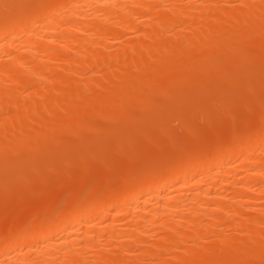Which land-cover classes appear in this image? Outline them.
Segmentation results:
<instances>
[{"label": "bare ground", "instance_id": "obj_1", "mask_svg": "<svg viewBox=\"0 0 264 264\" xmlns=\"http://www.w3.org/2000/svg\"><path fill=\"white\" fill-rule=\"evenodd\" d=\"M235 1L237 3L234 4L235 6H232V2ZM221 2H229L228 4L232 8L229 7L230 10L222 8V5L225 3L222 4ZM145 27H151V30H145ZM125 33H134V35L128 38L125 37ZM82 36L83 39L81 38ZM261 40H264V0H0V53L2 55L5 54L4 56L7 58L5 61V58L0 55V112L9 113V115L7 114L8 118L2 119L6 116L2 114L4 116L0 119V151H4L5 155H7L6 151L8 150V154L13 150L17 151L16 154L20 153L21 155V152L24 153H22L23 156L15 154V158H11L14 154V152H11L7 155V159L5 158L7 160L5 164L8 163L11 166L10 164L14 162L12 161L13 159L18 160L21 158V163L18 160L20 165L18 167L16 166L17 170L15 169L14 175L12 173V177L21 175L22 171L25 172L28 168L31 169L33 167L26 163L28 161L27 159L30 160L31 151H27L28 155L24 151L29 150L30 146H34V149H38L40 146L38 149L39 151L42 149L40 156L46 155V158H40L38 154L37 163L39 162L40 164H38L41 167L43 165L42 160L49 158L47 155L48 151L46 149L44 150L46 153L43 151V147L46 148L48 146L47 144L44 145V143L46 141L48 142L47 139L56 140V132L60 131L55 129L57 131L54 133L52 132L54 131L53 128L55 126L60 128L62 124L64 127L67 126L66 130L62 129L65 130L64 133L71 130L68 133L72 134L76 130L73 127L77 128L76 126H81H71L75 124V121H79L77 114L75 116L76 119H74L72 109L77 105L78 101H89V103L95 101L98 103V101L105 100L100 102L102 105L99 108L95 107V112L90 111L99 117L97 113L101 110L103 111V108L106 107L105 102L110 101L112 104V107L110 103L106 104L107 106L110 104V108L108 109L113 108L114 104L117 108V104L119 105L120 101L119 95L123 94L124 90L125 93L126 90L127 92L129 90H137L135 86L138 87L139 83L140 89H149L148 85L151 83L149 91L152 90V86H158L163 92V88L160 87V82L164 84L167 78L166 76L171 79V75L169 77L168 74H180L179 76L182 78V75L185 74L182 70L188 69L190 72L187 70L186 73L193 74L192 76L190 75L192 78L190 76L187 77L188 75L185 76V81H188L189 78L192 81H188L190 84H186L187 82L184 81L186 85H183V90H185V86H188L186 87L187 89H193L196 84L200 89L197 88L198 90H196L200 93H204L203 90L207 89H203L204 86L202 87L203 83H205L203 82L205 78H209L207 80H210V77H213L214 74L216 75L215 71L218 70L217 75L218 77L221 75L219 79H222V81L225 79L223 77L231 76L234 72V67L233 69H229L230 64L231 66H235V68L237 65L238 68L243 70L246 63L254 67L256 63V65L259 64L260 60V63L262 61L263 63L254 68L252 67V69L257 67L259 69L258 71L260 69L262 71L263 68L261 66H264V41ZM260 41L262 43L261 45ZM109 42H111L112 51H110V45L109 47L107 46ZM59 43L61 44L62 50L67 52V54L62 55L63 57H60L57 54L58 52H55L57 50L54 51L51 48V46H57V44L59 46ZM253 43L257 46H254ZM244 46L246 48L245 50L243 49ZM250 46L257 47L260 52L258 51L259 53L256 55L253 51L250 53L252 49ZM105 49H108L109 52H104ZM231 51L235 53L229 56L228 54ZM236 51H239V54H236ZM240 51L243 53L240 54ZM223 54L229 57L230 60L227 57L223 59ZM251 56L254 57L253 61L255 62L250 60L252 59L250 58ZM241 57H244V60ZM260 57L263 59L261 60ZM2 58H4V61ZM220 58L221 60H219ZM234 58L236 60L241 58L240 61H243H236ZM217 60L218 62H215ZM244 61H246L245 64ZM190 62L193 64L191 65ZM183 63H187L186 68H184L185 64ZM223 63L228 64L225 66ZM181 65H184V67ZM189 65L191 67H188ZM199 65H202L203 68L201 69L202 66ZM193 66V69H195V66H198L196 71L192 70ZM226 67L227 69H225ZM57 68H60L62 72H60V75L58 74L59 76L55 75L54 70ZM178 69L182 72V75L176 71ZM224 69L225 71H223ZM227 70L228 72H226ZM238 71L236 72L239 74ZM263 71L261 72L262 75L258 78L263 76ZM197 72H199V75ZM227 73L230 74L228 75ZM235 73L233 74L235 75ZM86 74H90L89 78L87 77L86 80H83L82 78H85ZM153 75H156L157 79ZM158 75H164V78ZM207 75L209 76L207 77ZM152 76L155 77V81H151L153 83L156 82L155 84L157 85H154L150 81ZM204 76L206 77L203 78ZM162 79L164 80L161 81ZM260 80L256 82L264 84V78ZM40 81L43 82L44 86L39 85L41 84ZM83 81L84 86L82 87L84 88L81 87L80 89L78 87L80 85L78 84L83 83ZM158 81H160V84L157 83ZM179 81L177 82L181 83L180 79ZM222 81H217L220 85L218 86L215 83L217 85L215 87H221L220 89L223 90L226 89L224 90L225 92L230 91L231 84L222 85ZM136 82L138 83L137 85H135ZM142 82H146L144 85L147 87L144 85L142 87ZM169 82L172 83V80ZM234 83L236 82L234 81ZM260 84L258 83L259 87L257 85L255 88V85L252 89H258L257 92L263 91L264 86ZM174 85L177 86V88L175 86V89H173L175 90L174 92H171L172 89H170L171 91L169 89L166 91H170L173 97L177 95V99L180 100L181 98L180 101L185 102L187 98L189 100V102H185L182 105L184 108H181L185 111L186 109L190 108L191 110V107L197 106L195 108L198 109L199 105H195V103H199L200 100L197 102L192 97L189 99L191 94L188 92L187 95L189 97L187 96L186 98L185 92L187 89L185 91L182 90L181 93L180 90H177L181 88V84ZM156 88L154 87L153 89ZM195 88L191 91L188 90L192 92ZM30 89H33V93L23 96V92L25 93ZM140 89L137 92L133 91V94L135 92L134 95L137 94L136 97H139H135L136 101L132 94L133 96L131 98L133 99H130V101L133 100V106H131V102L130 104H128L129 102L127 103L129 101L128 99L125 100L126 96L128 98L130 95L125 94L124 97L122 96L124 99H121L123 103H126L119 105L123 108L121 109L118 106L120 109L117 108L119 113L116 110L117 114L114 115L116 113L114 111L115 113H112L113 116H111L112 114L110 115V112L115 107L113 110H108V112L110 111V117L115 116L116 118L114 117L113 119H118L119 115L125 109L128 113L124 112L128 116L123 112L120 115H123V117L119 119L122 118L123 120L125 118L124 120L127 121V124L133 120L138 125L137 120L141 122L138 118H142L139 115L141 114L140 111L144 103L145 110H152L154 104V110H157L158 106L156 107V102L158 101V97L163 95L166 98V95H168L169 97L167 99L171 97L169 101L173 98L167 92H165L166 94L162 93L160 89L151 91V94L146 95L148 98H145L146 92L144 90L141 92ZM155 91L158 95L152 93ZM218 92L220 93V91ZM224 93L222 95H225ZM38 95L40 96V100L38 99L35 102L31 101L33 96L37 97ZM179 95L183 97L180 96L179 98ZM197 95H194L193 98L199 97V93ZM256 95L259 96L257 93ZM140 96L146 101H140L142 106L138 100H143ZM154 96L157 98L155 99ZM111 97L118 103L116 101L112 103ZM184 97L185 99L183 100ZM161 100L164 101L160 98L157 105H159ZM148 101L150 102L148 103ZM165 102H168V100L162 102V105H165ZM186 103L189 104V108H187ZM126 105L127 107L128 105L131 106V108L128 107L129 109H127ZM137 108L140 111L134 110V113L133 109ZM97 109L101 110H98V112ZM198 111L196 112L198 113ZM104 112L107 113V109ZM104 112L100 113L104 114ZM136 112L140 114L138 115ZM91 113L88 115H91ZM181 113L180 116H182ZM193 113L195 114V112ZM136 114L138 118H135ZM107 115L108 113L104 114V117ZM185 116L183 115L184 118ZM110 117L105 118L111 119ZM182 119L180 117V120ZM72 120L74 121L72 122ZM50 121L52 122L50 123ZM48 122L52 128L49 127L50 124H47L49 128L46 127L47 125L45 123ZM35 123H42L41 125L46 127V132H49L47 134L50 138L46 137L47 134L44 136V129L42 130L40 128L42 130L40 133L43 135L39 133L40 129L38 130V128H36L37 130L35 132ZM136 124H132L134 129V125ZM86 126L89 125L86 124ZM160 126L157 129H163L161 130L162 133L166 131ZM50 133L56 135L50 136ZM146 133H143V135ZM31 136L36 143L42 139L38 147V144L33 143ZM37 136L39 138L41 137L40 139L38 138L39 141H35ZM42 136L46 140L44 143ZM243 137L244 140L242 139L240 141L238 139L236 141L235 139L225 145L221 144L208 149V151H201L202 154L201 152H197L192 156L193 158H189L183 162L156 168L154 173H150L151 175L147 174V176L136 183L129 181L132 184L126 182L125 186L123 185L124 187L122 186V188L116 191L113 190V192L111 191L107 194L105 192L102 196L100 193L98 195L99 197L92 198L85 204L73 207L64 214L57 215L56 217L53 216L52 219L50 217L43 218V221L39 218V222L38 220L31 221L30 227L20 230L17 228L18 230L15 229V231L8 229V234H0V264H84L86 260L88 262L85 264H89L93 258L95 259H93L94 262L92 264H141V261L143 264L146 260V264L148 260L151 263L153 261L154 264H211L212 261H219V258L222 260L219 262H223L224 260L223 263L225 264H247L248 262H252L253 264V261L248 260L249 258H253L252 260L255 261L259 260L257 264H261L262 262L264 264V146L263 144L260 146L261 144L259 142L260 139L264 138V134L263 132L253 135L246 134ZM29 139H31L30 142L32 144L27 145L26 142ZM22 142H24L25 146L21 144ZM17 147L19 150H17ZM50 147L52 146L49 145ZM138 148H142L141 145ZM21 149L24 150L21 151ZM196 154L198 155L196 156ZM10 155L11 157L8 158ZM39 158L43 159L40 160ZM16 160L14 162L15 164H12V168H15L13 166L18 164ZM23 161L26 164H23ZM21 164H23V167L20 168ZM27 165L29 166L28 168L26 167ZM99 168L102 167L99 166ZM3 171L1 170L0 172ZM72 171H74V168ZM49 174L48 176H50ZM2 175L3 173H0V183L6 177L5 174V176ZM31 176L34 175L31 174ZM16 178L18 177L16 176ZM63 178L66 177L63 175L62 180ZM7 182L5 181V183ZM12 183L10 182V185L7 183V186H11ZM39 183L41 184V182ZM19 184L20 182L18 186ZM23 184L26 186L24 181ZM257 209L261 211L258 212L260 213L258 216H251L250 213L249 215L247 214ZM95 215L96 217L97 215H101V218L98 219L97 217V219H94L93 217ZM256 225L260 230L257 229L258 227L256 228ZM229 232L232 233L229 234ZM208 236L212 238L216 236L218 240L217 242L216 240L214 241V245L210 247L208 245L205 248L203 247V243L208 240ZM151 240H155L154 243ZM191 242L195 243V246H193V249L191 247V249L184 251L187 255L186 258H183L185 256L183 253L181 254L183 256L172 255V252L180 248L179 246L181 244L190 243L191 245ZM106 252L113 255L110 257L105 254ZM170 253H172V257L170 258L169 256L168 258ZM115 254L116 256H114ZM86 255H88V259ZM215 256H218V258L215 259ZM261 259L262 262H260Z\"/></svg>", "mask_w": 264, "mask_h": 264}, {"label": "rangeland", "instance_id": "obj_2", "mask_svg": "<svg viewBox=\"0 0 264 264\" xmlns=\"http://www.w3.org/2000/svg\"><path fill=\"white\" fill-rule=\"evenodd\" d=\"M222 3V2H221ZM225 3V4H224ZM229 2H223L222 4H224V5H222L221 7L222 8H224V9H227V10H230V8H232V6H235L234 4H236L237 2L235 1V2H232L233 3V5L232 6H229V4H228ZM231 3V2H230ZM226 7V8H225ZM230 7V8H229ZM229 8V9H228ZM145 30H151V27H145L144 28ZM171 33V32H170ZM126 34V33H125ZM128 34V35H127ZM126 35H125V37H130V36H132V35H134V33H127ZM124 35V34H123ZM133 37V36H132ZM79 39H80V37H78ZM82 39H83V36L81 37ZM84 38H85V36H84ZM82 39H80V40H82ZM124 39V38H123ZM148 41V40H147ZM146 41V42H147ZM261 41H264V40H261ZM261 41H260V45L262 44L261 43ZM254 42V41H253ZM256 42V41H255ZM111 42H109L108 43V47H109V45H110V48H111V44H110ZM264 43V42H263ZM254 44V43H253ZM257 44H259V43H257ZM56 45V44H55ZM252 45V44H251ZM256 44H254V46H255ZM259 45V46H260ZM257 46V45H256ZM263 46V45H262ZM261 46V47H262ZM54 47V48H53ZM57 47V48H56ZM248 47V46H247ZM251 47V46H250ZM261 47H260V49H261ZM264 47V46H263ZM51 48L55 51V50H57V51H55L60 57L63 55V54H67V52L66 51H64V50H62V47H61V44L59 43V46H58V44H57V46H51ZM61 48V49H60ZM110 48H108V49H110ZM252 49H251V52L250 53H252V51L254 52V54L256 55V54H258L259 52H260V50L257 48H254L253 46L251 47ZM108 49H105V51L104 52H109V50ZM244 50L246 49L245 48V46H244V48H243ZM255 49V50H254ZM59 50H61V51H59ZM103 51V50H102ZM110 51H112V48H111V50ZM242 51V50H241ZM240 51V52H241ZM249 51V50H248ZM259 51V52H258ZM262 51H263V49H262ZM237 52V51H236ZM247 52V51H246ZM233 53H235V52H230V54H228L229 56L230 55H232ZM243 52H241L240 54H242ZM245 53V52H244ZM236 54H239V51L236 53ZM235 54V55H236ZM261 54V53H260ZM259 54V55H260ZM0 55L2 56V57H4L5 58V54H3L2 55V53H0ZM252 55V54H251ZM65 56V55H64ZM223 56H224V58L223 59H225L227 56H225L224 54H223ZM63 57V56H62ZM245 57V56H244ZM244 57H241L242 59L244 58ZM258 57V56H257ZM4 58H2L3 59V61H4ZM227 58H229V57H227ZM239 58V57H238ZM240 58V59H241ZM250 58H252V59H250V60H254L253 58L254 57H250ZM259 58V57H258ZM261 58V57H260ZM235 60H236V58H234ZM240 59H237V60H239L240 61ZM263 58H261V60H262ZM7 60V58H5V61ZM219 60H221V58L219 59ZM227 60V59H226ZM229 60H230V58H229ZM236 60V61H237ZM244 60V59H243ZM243 60H241V61H243ZM247 60V59H246ZM257 60V59H256ZM186 61V60H185ZM223 61V60H222ZM225 61V60H224ZM232 61V60H231ZM240 61V62H241ZM258 61V60H257ZM215 62H218V60L217 61H215ZM220 62V61H219ZM233 62V61H232ZM249 62V61H248ZM253 62H255V61H253ZM58 63H59V61H58ZM191 63V65L193 64L192 62H190ZM189 63V64H190ZM212 63H214V62H212ZM211 63V64H212ZM239 63V62H238ZM237 63V64H238ZM246 63V61H244V64ZM261 63H263V61L261 62ZM260 63V60H259V64L258 65H260L261 64ZM56 64H57V61H56ZM183 64H185V63H183ZM196 65H197V63H195ZM194 64V65H195ZM217 64V63H216ZM215 64V65H216ZM223 64H225V63H223ZM228 64V63H227ZM227 64H225V66L227 65ZM240 64V63H239ZM243 64V65H244ZM250 64V63H249ZM257 64V63H256ZM254 65V67L255 66H258V65ZM186 65H187V63L185 64V67H184V65H181L182 67H184V68H186ZM218 65H219V63H218ZM217 65V66H218ZM220 65H222V64H220ZM199 66H202V65H199ZM207 66H209V65H207ZM239 66H241V65H239ZM250 66H251V64H250ZM247 63H246V66L243 68V70L242 69H240V68H238L237 67V65H236V68H235V66H231V64H230V68L229 69H233V67H234V72L233 73H235L236 71H238V69H240L238 72H239V74L236 72L235 73V75L232 73V71H230L232 74H231V76H227V77H223V78H225V79H223V81H222V79H219V78H221V75H219V77H218V75H217V72H218V70L217 71H215V69H214V71L216 72V75L214 74L213 75V77H210L211 79L210 80H207V79H209V78H205L206 76H204L203 78H205V80L203 81V82H205V83H203L202 81V83H203V85H202V87H203V89L204 88H207L206 90L204 89L203 90V92L204 93H200L199 91H197L198 89H199V87H197L196 86V84H195V86H194V88H195V90L194 91H192V92H194V94H192V92H190L191 90H193V89H187L186 87H188V86H185V90H186V92H185V97L187 98V96L189 97V95H187V92L188 93H190L191 95H190V97H189V99L192 97V99H195V101H197V102H199V100H200V102L199 103H195V105H199L198 106V109L197 108H195V107H197V106H194V107H191V110H190V108H189V104H187V108H189V109H186L185 111H184V109H182L181 107H183L182 105H184L185 104V102H189V100H187V99H185V97L183 98V100L185 99V102L184 101H180L181 100V98H180V96L181 95H179V98H180V100L179 99H177L178 98V96L176 95V97H173L171 94H170V89H172V91L171 92H174L175 90H173V89H175V86L176 85H174V84H181L180 86H181V88H180V86H179V88L180 89H177V90H180V92L182 93V90H183V85L185 84V82H187L186 84H190V83H188V81L190 82V81H192L191 80V76L193 75V74H189V72H187L186 73V71L187 70H182L183 72H185V74L184 75H182V72L178 69V70H176V71H178V73L180 72L181 73V75H182V78H180V74H176V73H174V74H176L175 76H172V75H174V74H168L169 75V77H170V75H171V79L170 78H168V76H166L165 78H166V81H167V79H169L168 80V82L169 81H171L172 80V83L171 82H167V83H165L164 82V84L162 83V82H160V81H158L157 83L158 84H160L161 86L160 87H162L163 88V92L161 91V89L160 88H158V86H154V87H157L156 89H160V91L162 92V93H165V92H167V93H169L173 98L169 101V99L171 98H169V99H167L169 96L168 95H166L167 97L165 98L163 95L161 96V95H159V96H161V97H158V101H159V99L161 98V99H163L164 101H167L168 100V102H165V105L163 106L162 105V102H164V101H160L161 102V105H160V102H159V105H157L158 103V101L156 102V107H157V110H154V106H155V104H154V106L153 105H151V106H153V109L152 110H148V109H144L145 108V103L143 104V107H142V110H141V108H140V110L137 108V109H133V111L135 110V111H137V110H139L140 112H141V114H142V116H141V114L140 113H137L140 117H142V118H138L137 117V114H136V116H135V118H138L141 122H139L138 120H137V123H138V125L136 124V123H134L133 122V120L131 121V122H133L132 124H136V125H134L135 126V129L133 128V125L131 124V122L129 121V123L127 124L126 122L127 121H125L124 119V121L122 120V118L121 119H119L120 117H123V115L122 116H120L124 111H125V109H124V111L119 115V117H118V119H113L114 117H110V115L115 111L116 112V110H117V108H118V106L121 104V103H123L122 101V99L121 98H123L124 97V95L125 94H127L128 96L130 95V97H128L127 98V96H126V98H125V100L126 99H128L129 101H127V103L128 104H130V102H131V106H133V104H132V101H130V99H133V98H131V96H133L134 94H135V92H137V90L138 89H140L139 88V85H140V83L138 84L137 82L135 83V85H137L138 84V87L137 86H135L136 88H137V90H133V91H135L134 92V94H133V91L132 90H129L128 92H127V90H126V93H125V90H124V88H123V90H124V92H123V94H121V95H119L120 96V101H119V105L117 104V108L115 107L116 105L114 104V107L116 108H114V110H113V108H111L113 111L112 112H110V115H109V112H108V110H111V109H108V108H110L109 106H110V104H111V102L110 101H108V102H105V106L107 107H105V108H103V111L101 110H99V109H97V111L99 110L100 112H104V110H106L107 109V113H108V115L107 116H105V117H107V118H111V119H107V118H105L104 117V114H107V113H105L104 112V114L103 113H100L99 111V113H97L98 114V116L99 117H97V115L95 116V114H93V113H91L90 111H94L96 108H99L101 105H102V103H100V102H103V101H105V100H103V101H98V103L97 102H91V103H89V101H85V102H82V101H78V103H77V105H75L72 109H73V112H74V117L76 116V114H77V117H79V121H75L74 123L75 124H72L71 126H74V125H81L80 127H78V126H76L77 128H75V127H73V129H76L75 130V132H73L72 134L71 133H68V132H70V131H68L67 133H64V131L67 129V126L66 127H64V126H62V124L60 125L61 127L59 128L58 126H55L53 129H54V131H52L51 130V128H52V126H51V122L52 121H50V123L48 122V123H45L46 125L47 124H50V126L49 127H51L50 128V130L52 131V132H56L57 130H55V129H58V130H60V131H57L56 133H57V139L59 140H57L56 138V140H54V139H47L48 140V142L44 139L45 137H43V143H44V145L45 144H47L48 146L46 147V148H44L43 147V151L46 149V151H48L47 152V155H48V157L49 158H47V160H42V159H40L41 157H45L46 155H44V152L46 153V151H44L43 152V155L44 156H40L42 153L40 152L42 149H40V151L38 150L39 149V145H40V142H42V139H41V141L40 142H34L33 141V139H32V136H34L33 134H32V136H31V139H32V141H33V143H36V145H37V147H38V149L36 148V149H34L35 147L34 146H30L28 149L29 150H25L24 152H25V154L27 153V155H28V152H30L31 153V156H30V154H29V158H30V160H31V162H30V160L29 159H27L28 161H26V160H24V159H22V160H24V161H26V163L27 164H30L31 166H33V167H31V169L30 168H28L29 166L27 165L26 167L28 168H26L27 169V171L25 170V172L24 171H22V169H20L22 172H21V175H16L18 178H16V176H14V178L12 177L13 175H14V173H15V169L20 165L19 163H21V158L20 159H18V160H20V162L18 163V160H16L17 161V165H15V166H13V167H15V168H12V164L15 162V160L13 159H11L12 161H14V162H12V164H10L11 166H9L8 165V163L7 164H5L6 162L5 161H7V160H5V158L7 159V155H9L11 152H14V154L12 155V157H11V155L8 157V158H15V154H16V152L17 151H11L9 154L7 153L8 151H6V154L7 155H5V152L4 151H0V152H2V154H0V166H1V164H2V166H3V168H2V166L0 167L1 169H0V171L2 170H4L3 172H0L1 174L3 173V175L5 174L6 175V177H1V178H3L2 180L4 181H1V183H0V190L2 191H0L1 193H3L2 195H1V193H0V234L2 235V234H8L7 232H9V230L11 231V229H13V231H15V229L16 230H20V229H22V228H26V227H30L31 225H30V222L31 221H33V220H38V222H39V218H41L42 220H43V218H48V217H50L51 219L53 218V216H57V215H60V214H64V213H66L67 211H69L71 208H73V207H76V206H78V205H82V204H85L86 202H88L90 199H92V198H95V197H99L98 195H100V193H101V196H102V194L103 193H105L106 192V194L107 193H109V192H113V190H118V189H120V188H122V186L124 185L125 186V183L126 182H138L140 179H142L143 177H145V176H147V174L149 175L150 173H154V170L156 169V168H159V167H162V166H166V165H170V164H174V163H178V162H183L184 160H187V159H189V158H193L192 156H194L195 155V153H197V152H201V151H208V149H211L212 147H214V146H218V145H221V144H223V145H225V144H227V143H229L230 141H234L235 139H236V141L239 139L240 141L243 139L244 140V135L246 136V134H261V132H263V134H264V88H263V91L261 90V91H258L257 92V90L258 89H256L255 90V88L257 87V85H258V83L260 84V82H261V80L260 79H263L264 78V74H263V76L261 77V78H258V77H260L262 74H261V72L264 70V66L262 65L261 67L263 68V70L261 71V69H260V71H258L259 69L256 67L255 69H252V67L253 66H251L250 67ZM182 67H180V68H182ZM188 67H191L190 65L188 66ZM212 67H214V66H212ZM220 67V66H219ZM241 67H243V66H241ZM253 67V68H254ZM260 67V66H259ZM56 68V67H55ZM116 68V67H115ZM194 68V66L192 67V70H195L196 71V68H198V66L196 67L195 66V69H193ZM203 68V66L201 67V69ZM190 69V68H189ZM210 69V68H209ZM208 69V70H209ZM212 69V68H211ZM217 69V68H216ZM221 69V68H220ZM219 69V70H220ZM225 69H227V67L225 68ZM225 69L223 70V71H225ZM228 69V70H229ZM245 69V70H244ZM250 69V70H249ZM200 70V69H199ZM198 70V71H199ZM204 70V69H203ZM206 70H207V67H206ZM228 70L226 71V72H228ZM55 71V75H57V76H59L60 75V68L58 69H55L54 70ZM202 71V70H201ZM56 72H57V74H56ZM205 72V71H204ZM206 72H208V71H206ZM264 72V71H263ZM62 73V72H61ZM86 73H89V72H86ZM194 73V72H193ZM198 73V75H199V72H197ZM202 74H203V72H201ZM220 73H221V70H220ZM219 73V74H220ZM250 73V74H249ZM59 74V75H58ZM91 74V73H90ZM90 74H86L85 75V78H82L83 80L85 79L86 80V78L88 77L89 78V75ZM166 74V75H167ZM208 74H209V72H208ZM213 74V73H212ZM224 75H226L225 73H223ZM222 74V75H223ZM228 74V73H227ZM230 74V73H229ZM228 74V75H229ZM244 74V75H243ZM54 75V76H55ZM188 75V76H187ZM191 75V76H190ZM205 75V74H204ZM233 75V76H232ZM240 75H242V76H240ZM254 75V76H253ZM259 75V76H258ZM97 76V75H96ZM153 76H155L156 77V75H153ZM152 76V77H153ZM159 77H163L164 78V75H158ZM179 76V78H177ZM185 76H187V77H191V78H189L188 79V81L186 80L185 81ZM203 76V75H202ZM201 76V77H202ZM209 75H207V77H208ZM239 76H240V78H239ZM93 77H95L94 75H93ZM152 77H151V79H150V81L152 80V81H155L154 79H155V77H153V79H152ZM173 77V78H172ZM186 77V78H187ZM200 77V78H201ZM124 78V77H123ZM176 78V79H175ZM198 78V77H197ZM227 78V79H226ZM229 78V79H228ZM232 78V79H231ZM257 78H258V80H260V82H256V81H258L257 80ZM156 79H157V77H156ZM161 79V78H160ZM174 79H175V83H174ZM179 79L181 80V83H179L180 81H179ZM196 79V78H195ZM159 80V79H158ZM164 79H162L161 81H163ZM194 80V79H193ZM198 80V79H197ZM201 80V79H200ZM207 80V81H206ZM219 82L220 80L223 82V83H221L222 85H226V84H231L230 85V91H226L227 92V94H226V92L224 91V90H226V89H220L221 87H215V86H217L216 84H218V82ZM224 80H226V81H224ZM238 82H237V81ZM127 81V80H126ZM151 81V82H152ZM177 81H179V82H177ZM185 81V82H184ZM210 81V82H209ZM234 81L236 82V83H234ZM239 81H241V82H239ZM255 81V82H254ZM41 82V84H39V85H43V82L42 81H40ZM149 82V81H148ZM160 82V83H159ZM195 82H199V81H195ZM212 82V83H211ZM119 83H121V82H119ZM143 84H141L142 85V87H143V85L146 83V82H142ZM153 83V82H152ZM156 82H154L153 84L154 85H157V84H155ZM208 83V84H207ZM216 83V84H215ZM238 83V85H236ZM256 83V84H255ZM84 84V81H83V83H81V84H78V85H80V86H78L80 89H81V87L82 86H84L83 85ZM151 83H149V85H148V87H149V89L147 88V89H140V91L142 92L143 90L146 92H143V93H145V96L147 95V94H149L151 91H153V90H156V89H153L154 87L152 86V90L151 91H149L150 90V87H151V85H150ZM185 84V85H186ZM206 84V85H205ZM250 84H253V85H250ZM262 84V83H261ZM260 84V85H261ZM220 84H218V86H219ZM256 85V86H255ZM263 86H264V84H262ZM261 85V86H262ZM44 86V85H43ZM42 86V87H43ZM144 86H146V85H144ZM190 86V85H189ZM192 86V87H193ZM200 86H201V84H200ZM253 86H255V88L254 89H252V87ZM125 88H126V86H124ZM128 87V86H127ZM147 87V86H146ZM258 87H259V85H258ZM82 88H84V87H82ZM176 88H177V86H176ZM198 88V89H197ZM218 88H219V90H218ZM127 89V88H126ZM134 89V88H133ZM170 90L169 92L168 91H166V90ZM197 89V90H196ZM202 89V88H201ZM217 89V90H216ZM233 89V90H232ZM250 89V90H249ZM261 89V88H260ZM185 90H183V91H185ZM200 90V89H199ZM208 90V91H207ZM246 90V91H245ZM31 91V92H30ZM131 91V92H130ZM149 91V92H148ZM158 91V90H157ZM207 91V92H206ZM218 91H220V93L218 92ZM222 91H223V93L225 94V95H222L223 93H222ZM244 91V92H243ZM252 91H254V92H252ZM27 92H29V93H27ZM148 92V93H147ZM179 92V91H178ZM196 92V93H195ZM206 92V93H205ZM231 92V93H230ZM242 92V93H241ZM257 94H259V96L258 95H256V93ZM30 93H33V89H30V90H28V91H26L25 93L23 92V96H25V95H27V94H30ZM129 93V94H128ZM140 93V92H139ZM152 93H156L157 94V92L155 91V92H152ZM184 93V92H183ZM199 93V97H196V98H193L194 97V95H196V96H198L197 94ZM219 95H218V94ZM261 93V94H260ZM133 94V95H132ZM151 94V93H150ZM161 94V93H160ZM166 94V93H165ZM175 94H177V92H175ZM179 94V93H178ZM203 94H204V96H203ZM221 94V95H220ZM229 94V95H228ZM250 94V95H249ZM137 95V94H136ZM136 95H134V99H135V97H136ZM138 95H141V94H138ZM158 95V94H157ZM201 95V96H200ZM213 95V96H212ZM39 96V95H38ZM36 97V96H33L32 97V99H31V101H37L38 99L40 100V96L39 97ZM123 96V97H122ZM141 96H143V95H141ZM140 96V98H142ZM148 96V95H147ZM145 97V98H148V97ZM203 96V97H202ZM210 96V97H209ZM215 96V97H214ZM221 96V97H220ZM231 96V97H230ZM243 96V97H242ZM258 96V97H257ZM117 97H118V95H117ZM116 97V99H118ZM152 97H153V95H152ZM164 97V98H163ZM181 97H183V96H181ZM224 97H226V98H224ZM112 98V97H111ZM136 98H139L138 96L136 97ZM154 98L156 99L157 97H155L154 96ZM154 98H152V99H154ZM201 98V99H200ZM202 98H204V99H202ZM35 99V100H34ZM110 99V98H109ZM124 99V98H123ZM143 100H141V99H138L139 100V103L141 104V106H142V103L140 102V101H144V98H142ZM151 99V98H150ZM150 99H147V100H150ZM167 99V100H166ZM192 99H191V101H192ZM212 99V100H211ZM136 100V99H135ZM187 100V101H186ZM247 100H249V101H247ZM116 101L115 99L113 100V98H112V103H114V102ZM137 101V100H136ZM154 101V100H153ZM153 101H151V102H153ZM233 101V102H232ZM29 102H30V100H29ZM88 102V103H87ZM117 102V101H116ZM125 102V101H124ZM144 102H146V101H144ZM150 101H148V103H149ZM176 102H177V104H176ZM183 102V103H182ZM258 102V103H257ZM100 103V104H99ZM108 103H110L108 106L106 105V104H108ZM118 103V102H117ZM126 103V102H125ZM125 103H123V104H125ZM137 103V102H136ZM194 103V102H193ZM201 103V104H200ZM234 103V104H233ZM240 103H241V105H240ZM123 104H121V105H123ZM149 105V104H148ZM194 105V104H193ZM192 105V106H193ZM236 105H238V106H236ZM253 105V106H252ZM131 106H129L128 105V107H130L131 108ZM160 106V107H159ZM161 106H162V109H161ZM207 106H209V107H207ZM91 107H93V108H91ZM96 107V108H95ZM111 107H112V104H111ZM126 107H127V105H126ZM127 107V109H129ZM150 107V106H149ZM236 107V108H235ZM252 107V108H251ZM256 107H258V108H256ZM81 108V109H80ZM119 108H123V107H120L119 106ZM118 108V109H119ZM124 108H125V106H124ZM134 108V107H133ZM146 108H147V106H146ZM151 108V107H150ZM160 108V109H159ZM170 108V109H169ZM184 108V107H183ZM193 108H195V109H193ZM235 108V109H234ZM179 109V110H178ZM240 109V110H239ZM120 110V109H119ZM119 110H117V112L119 111ZM148 110V111H147ZM163 110V111H162ZM169 110V111H168ZM193 110V111H192ZM199 110V111H198ZM76 111V112H75ZM96 111V110H95ZM94 111V112H95ZM122 111V110H121ZM120 111V112H121ZM129 111V110H128ZM135 111H134V113H135ZM145 111V112H144ZM182 113H181V112ZM184 111V112H183ZM190 111V112H189ZM196 111H198V113L196 112ZM114 112V113H115ZM117 112L114 114V115H116L117 114ZM125 112H127V111H125ZM125 112H124V114H125ZM131 112V111H130ZM148 112V113H147ZM179 112V113H178ZM193 112H195V114L193 113ZM214 112V113H213ZM226 112V113H225ZM91 113V115H88V114H90ZM119 113V112H118ZM128 113V112H127ZM133 113V112H132ZM145 113V114H144ZM147 113V114H146ZM180 113H181V115L182 116H180ZM185 113V114H184ZM245 113V114H244ZM0 119L4 116V115H6L4 118H2V119H5V118H8V115H9V113H7V112H3L2 111V113L0 112ZM2 114H4V115H2ZM8 114V115H7ZM93 114V115H92ZM130 114V113H129ZM197 114H199L198 116H197ZM200 114H201V116H200ZM204 114V115H203ZM256 114V115H255ZM83 115V116H82ZM126 116H128L127 114H125ZM133 115V114H132ZM131 115V116H132ZM135 115V114H134ZM161 115V116H160ZM183 115L185 116V118H186V120H185V118L183 117ZM191 115V117H189ZM215 117H214V116ZM223 115V116H222ZM241 117H240V116ZM81 116V117H80ZM111 116H113V114L111 115ZM125 116V117H126ZM130 116V115H129ZM147 116V117H146ZM154 116V117H153ZM165 116V117H164ZM196 116V117H195ZM104 117V118H103ZM157 119H156V118ZM178 117H179V119H178ZM180 117H181V119L184 121H182V120H180ZM83 120H82V119ZM116 118V117H115ZM127 118H129V117H127ZM126 118V119H127ZM249 118V119H248ZM74 119H76V117L74 118ZM142 119H143V123H142ZM144 119H146V120H144ZM148 119V120H147ZM199 119V120H198ZM63 120V119H62ZM78 120V119H77ZM129 120V119H128ZM134 120H136V119H134ZM156 120H158V121H156ZM160 120H162V121H160ZM167 120V121H166ZM174 120H175V122H174ZM198 120V121H197ZM205 120H207V121H205ZM214 120V121H213ZM252 120V121H251ZM1 121V120H0ZM74 120H72V122H73ZM82 121V122H81ZM114 121V122H113ZM189 121V122H188ZM197 121V122H196ZM204 121H205V123H204ZM223 121V122H222ZM254 121V122H253ZM60 122V121H59ZM65 122V121H64ZM88 122V123H87ZM156 122V123H155ZM184 123V124H182V123ZM194 122V123H193ZM212 122H213V124H212ZM217 122V123H216ZM226 122V123H225ZM63 123V122H62ZM66 123H68V122H66ZM126 123V124H125ZM142 123V124H141ZM150 123V124H149ZM38 123H35L34 124V131L35 130H37L36 128H38V130L41 128L42 130L44 129V131H45V133H44V136H46V134H47V132H46V130H45V128L47 127V128H49L48 127V125L45 127V126H42L41 124L42 123H39L38 125H37ZM53 124V123H52ZM64 124V123H63ZM86 124L87 125H89L90 126V128H89V126H86ZM131 124V126H129ZM153 124V125H152ZM188 125V126H186V125ZM197 124H199V125H197ZM158 125V126H157ZM160 125H162V126H160ZM183 125V126H182ZM208 125V126H207ZM241 125V126H240ZM32 126H33V124H32ZM92 126V127H91ZM156 126V127H155ZM161 127V128H164V130H166V131H164L163 133H162V131L161 130H163V129H157V127ZM164 126V127H163ZM69 128H70V126H68ZM131 127H132V129H131ZM139 127H141V128H139ZM152 127V128H151ZM186 127V128H185ZM33 128H31L32 130H33ZM151 128V129H150ZM177 128V129H176ZM223 129V131H222V129ZM40 129V131H39V133L40 132H42V130ZM62 129H65V130H62ZM70 129H72V128H70ZM105 129H107L106 131H105ZM154 129H156V130H154ZM221 129V130H220ZM225 129V130H224ZM49 130V131H50ZM104 130V131H103ZM144 130H145V132H144ZM150 130H152V131H150ZM202 130V131H201ZM181 131V133H179ZM32 132V131H31ZM36 132V131H35ZM136 134H135V133ZM140 132V133H139ZM148 134H147V133ZM167 132V133H166ZM203 132V133H202ZM218 132V133H217ZM38 133V132H37ZM49 133V132H48ZM59 133V134H58ZM77 133V134H76ZM143 133H146V134H144L143 135ZM160 133V134H159ZM41 135H43L42 133H40ZM39 134V135H40ZM60 134H61V137H60ZM65 135V136H63V135ZM69 135L68 137H67V135ZM130 134V135H129ZM167 134V135H166ZM169 134V135H168ZM208 134V135H207ZM37 135V134H36ZM38 135V136H39ZM54 136V135H56V134H53V133H50V136ZM152 135V136H151ZM154 135V136H153ZM162 135V136H161ZM164 135V136H163ZM176 135H179V136H176ZM37 136V138H36V140L35 141H39L38 140V137ZM59 136V137H58ZM71 136V137H70ZM226 138H225V137ZM36 137V136H35ZM35 137H33L34 139H35ZM46 137H48V138H50L49 137V135L47 134V136ZM131 137V138H130ZM139 137V138H138ZM156 137H157V139H156ZM182 137V138H181ZM186 137V138H185ZM41 138V137H40ZM39 138V139H40ZM53 138V137H52ZM61 138V139H60ZM65 138V139H64ZM73 138H74V140H73ZM160 138V139H159ZM177 138V139H176ZM180 138V139H179ZM31 139H29V140H27L28 142H26L27 143V145H30V144H32L30 141H31ZM140 139V140H139ZM162 139V140H161ZM185 139V140H184ZM53 140H54V142H53ZM70 140V141H69ZM159 140V141H158ZM212 140V141H211ZM262 140H264V138L263 139H260V146H262V144H263V146H264V141H262ZM52 141V142H51ZM262 141V142H261ZM61 142V143H60ZM77 142V143H76ZM144 142V143H143ZM212 142V143H211ZM42 143V144H43ZM73 143V144H72ZM163 143V144H162ZM21 144H23L24 146H25V144H24V142H22ZM41 144V146H43ZM56 144V145H55ZM146 144V145H145ZM35 145V146H36ZM49 145H51L52 147H54V148H52V147H50L49 148ZM55 145V146H54ZM74 145V146H73ZM139 145V146H138ZM140 145H141V147L142 148H138V147H140ZM145 146V147H144ZM21 147V146H20ZM23 147V146H22ZM28 147V146H27ZM73 147V148H72ZM186 147V148H185ZM18 148V147H17ZM25 148V147H24ZM49 148V149H48ZM77 150H76V149ZM138 148V149H137ZM52 149V150H51ZM106 149V150H105ZM116 149V150H115ZM135 149V150H134ZM153 149V150H152ZM17 150H19V148L17 149ZM22 150H24V149H21V151ZM56 150V151H55ZM118 150V151H117ZM122 150V151H121ZM145 150H147V151H145ZM155 150H156V152H155ZM28 151V152H27ZM125 151H127V152H125ZM166 151V152H165ZM18 152H20V151H18ZM50 152V153H49ZM138 152V153H137ZM22 153L23 152H21V155H22ZM151 153V154H150ZM20 155V153H17L16 155ZM24 154V153H23ZM38 154H39V159L40 160H42L43 161V165L40 167L39 166V164L37 163V161H38ZM51 154V155H50ZM73 154V155H72ZM75 154V155H74ZM119 154V156H117ZM144 154V155H143ZM147 154V155H146ZM198 154H200V153H198ZM198 154H196V156L198 155ZM201 154H202V152H201ZM263 154H264V147H263ZM20 155V156H21ZM109 155V156H108ZM153 155V156H152ZM19 156V157H20ZM23 156V155H22ZM52 156V157H51ZM145 158H144V157ZM65 157V158H64ZM17 158V157H16ZM24 158V157H23ZM46 158V157H45ZM85 158V159H84ZM125 158V159H124ZM33 159V160H32ZM63 159V160H62ZM89 160V162H88V160ZM39 160V161H40ZM82 160H83V162H82ZM10 161V160H9ZM23 161V164L25 163ZM79 161V162H78ZM85 161V162H84ZM91 161H93V162H91ZM121 161V162H120ZM78 162V163H77ZM10 163V162H9ZM25 163V164H26ZM86 163V164H85ZM92 163V164H91ZM97 163V164H96ZM120 163H122V164H120ZM15 164V163H14ZM23 164H21V166H20V168L21 167H23ZM89 164V165H88ZM96 164V165H95ZM100 164V165H99ZM140 164V165H139ZM142 164V165H141ZM76 165V166H75ZM94 165V166H93ZM101 166L102 168H99V166ZM114 165V166H113ZM17 166V167H16ZM25 166V165H24ZM60 166V167H59ZM66 167V168H65ZM25 168V167H24ZM58 168V169H57ZM62 168V169H61ZM70 168V169H69ZM74 168V171H72V169ZM87 168V169H86ZM14 169V170H13ZM76 169V170H75ZM116 169V170H115ZM12 170H13V172H12ZM17 170V169H16ZM30 170V171H29ZM55 170V171H54ZM61 170V171H60ZM89 170H91V171H89ZM99 172H98V171ZM122 170V171H121ZM45 171V172H44ZM65 171V172H64ZM156 171V170H155ZM7 174H6V173ZM18 172H19V170H18ZM23 172H24V174H23ZM27 172V173H26ZM46 172H47V174H46ZM54 172V173H53ZM61 172H62V174H61ZM70 172V173H69ZM92 172V173H91ZM98 172V173H97ZM106 172V173H105ZM12 173H13V175H12ZM50 173V174H49ZM68 173V174H67ZM74 173V174H73ZM123 173V174H122ZM18 174V173H17ZM20 174V173H19ZM31 174L32 175H34V176H31ZM48 174L50 175V176H48ZM73 174V175H72ZM87 174H88V176H87ZM97 174V175H96ZM2 175V176H3ZM4 175V176H5ZM51 175H52V177H51ZM61 175V176H60ZM64 175V177H66V178H63V180H62V176ZM151 175V174H150ZM73 176V177H72ZM37 177V178H36ZM54 177V178H53ZM6 178H7V180H6ZM10 178H12V179H10ZM16 178V179H15ZM45 178V179H44ZM69 178H71V179H69ZM80 178V179H79ZM83 178V179H82ZM89 180H88V179ZM38 181H37V180ZM65 179V180H64ZM73 179V180H72ZM14 180H15V182H14ZM19 180V181H18ZM22 180V181H21ZM40 180V181H39ZM5 181H8L7 183L10 185V182L12 183L11 184V186H7V183H5ZM10 181V182H9ZM17 181V182H16ZM23 181H24V183H26V186L23 184ZM31 181V182H30ZM3 182V183H2ZM20 182V184H19V186L20 185H22L21 187H19L18 186V183ZM37 182V183H36ZM39 182H41V184L39 183ZM43 182V183H42ZM47 182V183H46ZM66 182V183H65ZM69 183V185H68V183ZM74 182V183H73ZM129 182V183H130ZM49 183V184H48ZM74 185H73V184ZM132 183H130V184H132ZM2 184V185H1ZM5 184H6V186H5ZM17 184V185H16ZM31 184V185H30ZM49 186H48V185ZM59 184V185H58ZM14 185V186H13ZM17 186V188H16V186ZM33 185H35V186H33ZM62 185V186H61ZM129 185V184H128ZM3 186V187H2ZM12 186H13V188H12ZM123 186V187H124ZM8 187V188H7ZM51 187H52V189H51ZM71 187V188H70ZM4 188V189H3ZM6 188V189H5ZM11 188V189H10ZM40 188H41V190H40ZM17 189V190H16ZM22 189V190H21ZM36 191H35V190ZM56 189V190H55ZM8 190V191H7ZM30 190V191H29ZM32 190H33V192H32ZM63 190V191H62ZM5 191V192H4ZM29 191V192H28ZM41 191V192H40ZM103 191V192H102ZM7 192H8V194H7ZM23 192V193H22ZM21 193V194H20ZM29 193V194H28ZM14 195V196H13ZM50 195V196H49ZM10 198H9V197ZM25 196V197H24ZM26 196H27V198H26ZM13 198H14V200H13ZM9 199V200H8ZM11 199H12V202H11ZM26 199V200H25ZM22 200V201H21ZM9 202V203H8ZM60 202V203H59ZM8 203V204H7ZM12 205H11V204ZM15 203V204H14ZM263 203H264V201H263ZM28 204V205H27ZM13 206V208H11ZM264 206V205H263ZM3 207V208H2ZM7 208V209H6ZM2 209V210H1ZM249 211V210H248ZM248 211H246V212H248ZM9 212V213H8ZM258 212H261L260 210H253V211H251V212H248L247 214L249 215V213H250V215L251 216H258L260 213H258ZM97 217H98V219L99 218H101V215L99 216V215H97ZM97 217H96V215L93 217L94 219H97ZM49 218V219H50ZM49 219H47V220H49ZM27 220V221H26ZM44 221V220H43ZM40 222H41V220H40ZM258 226L256 225V228H257ZM262 227V226H261ZM18 228V229H17ZM254 228H255V226H254ZM255 228V229H256ZM9 229V230H8ZM258 230H260L259 229V227L257 228ZM3 231V232H2ZM232 232H229V234H231ZM234 233V232H233ZM236 233V232H235ZM224 235H225V233H223ZM223 236V235H222ZM153 239H154V237H152ZM216 238V236H213V238L212 237H210V236H208V240L207 241H205V243H203V247H205V246H208V247H210V246H212V245H214L213 243H215L214 241L216 240V242H217V238ZM155 240H157L156 238H155ZM154 240V241H155ZM153 243H154V241L153 240H151ZM203 242V241H202ZM202 242H200V243H202ZM150 243V242H149ZM195 243H192L191 242V245H190V243L188 244H181V246H182V248H181V246H179L180 248H178V249H175V251L174 250H172V251H174V252H172V253H170V255H168V258H169V256H170V258L172 257V255H181L182 253H183V255L185 254L184 253V251H186L187 249L189 250V249H191V247H192V249L194 248L193 246H195L194 245ZM205 244V245H204ZM188 245V246H187ZM200 245V244H199ZM187 246V247H186ZM189 247V248H188ZM202 247V248H203ZM205 248H207V247H205ZM183 251V252H182ZM105 254H107V255H109L110 257L113 255V254H108L107 252L105 253ZM172 254V255H171ZM183 255H181V256H183ZM87 256V259H88V255H86ZM90 256V255H89ZM114 256H116V254L114 255ZM177 256V257H178ZM92 257V256H91ZM187 257V255L185 254V256H183V258H186ZM114 258V257H113ZM182 258V257H181ZM216 258H218V256H215V259ZM90 259V258H89ZM93 259H95V258H93ZM93 259H91L92 260V262H90L91 264L94 262V260ZM253 259V258H252ZM251 258H249L248 260H251V261H253V264L256 262V264H257V261H259V260H257V261H255V260H252ZM255 259V258H254ZM2 260H5V259H2ZM214 260V259H213ZM247 260V261H248ZM219 261H222L220 258H219ZM219 261H212V263L211 264H225V263H223L224 262V260H223V262H219ZM255 261V262H254ZM263 261H264V259H263ZM86 262H88V260H86ZM85 262V263H86ZM143 262H144V260H143ZM146 262H147V260L145 261V263H143V264H146ZM246 262V261H245ZM244 262V263H245ZM260 262H262V259H261V261ZM84 263V264H85ZM89 263V264H90ZM149 263H151V261L150 260H148V263L147 264H149ZM249 264L251 263L252 264V262H248ZM247 263V264H248ZM263 263V262H262ZM261 263V264H262ZM95 264V263H94ZM141 264H142V261H141ZM151 264H154L153 263V261H152V263ZM246 264V263H245ZM258 264H260V263H258Z\"/></svg>", "mask_w": 264, "mask_h": 264}]
</instances>
